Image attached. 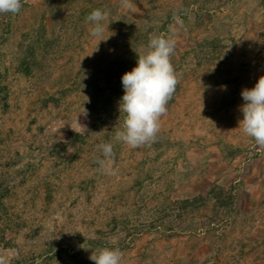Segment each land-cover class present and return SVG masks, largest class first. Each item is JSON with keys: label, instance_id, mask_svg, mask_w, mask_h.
<instances>
[{"label": "rangeland", "instance_id": "1", "mask_svg": "<svg viewBox=\"0 0 264 264\" xmlns=\"http://www.w3.org/2000/svg\"><path fill=\"white\" fill-rule=\"evenodd\" d=\"M22 1L32 8L13 21L0 51L6 264H94L89 257L102 248H119L122 264H264V147L239 128L241 92L264 76V0L224 5L211 20L198 15L205 11L195 0H133L131 10L120 0H54L53 14L45 0ZM150 7L156 10L143 18ZM94 9L108 13L101 42L86 21ZM37 18L53 42L29 74L18 62ZM133 25L144 27L136 36L148 41L142 55L153 37L176 40L171 61L179 83L150 147L116 141L121 99L101 108L100 120L88 108L114 63L107 49L116 41L119 57H127L116 30L128 36ZM106 142L114 146L116 175L97 163ZM221 191L228 211L216 221H209L211 202L194 219L176 217L184 199ZM162 216L164 225L157 224ZM151 222L159 228L145 231Z\"/></svg>", "mask_w": 264, "mask_h": 264}, {"label": "clouds", "instance_id": "2", "mask_svg": "<svg viewBox=\"0 0 264 264\" xmlns=\"http://www.w3.org/2000/svg\"><path fill=\"white\" fill-rule=\"evenodd\" d=\"M121 5L131 10L133 0H120ZM21 0H0V14L16 15L21 11ZM108 13L94 9L86 17L92 27L90 35L103 38L108 30ZM176 40L156 36L149 40L146 54L140 55L137 65L123 74L122 86L124 94L119 110L124 114L122 129L117 131L115 139L130 148L150 147L156 142L161 128V117L167 114V105L179 83L171 57L175 54ZM226 89V86H222ZM241 96L244 104L240 110L243 119L239 122L246 137L254 140L255 145L264 147V76H261L251 89H243ZM104 159L97 163L106 174L116 175L117 169L112 167L114 146L111 142L98 145ZM94 264H122L123 253L119 248H102L98 254L92 252L89 257ZM0 264H6L4 256L0 255Z\"/></svg>", "mask_w": 264, "mask_h": 264}, {"label": "trees", "instance_id": "3", "mask_svg": "<svg viewBox=\"0 0 264 264\" xmlns=\"http://www.w3.org/2000/svg\"><path fill=\"white\" fill-rule=\"evenodd\" d=\"M21 2H22V8L18 14L16 15L0 14V51H1V47L6 42L7 35L10 34L12 31V28L14 26L13 21L16 19V17L22 16L26 12V10L32 8L29 4L25 3L24 1L21 0ZM195 2L196 4H198L197 7L199 8L200 11H205V14L200 13L198 15L204 16V17L206 16L211 20L214 14L217 11H219L221 7L224 5H228L230 8L235 9L238 0H222L217 3L218 5L212 6V7L210 6L211 4L210 0H195ZM154 3H156V0L152 1V5ZM53 7H54V0H45V8L49 14L54 13L52 11ZM154 10H156L155 7H150L148 9H145L142 12V17L147 18L148 17L147 14L148 13L151 14V12ZM180 14L181 16H179V18L185 17V16L182 17L183 15L182 12ZM216 15L218 14L216 13ZM151 17L155 18V16H151ZM201 19L202 17L199 20ZM34 22L36 23V26L30 28L27 31V35L25 36L26 38L24 37L25 39H28V41L25 43L24 53L22 52L19 55V62H18V67L20 68V70H23V72H26L29 74H30L32 67L38 66L37 57L39 55L45 54L47 48L53 42V39L52 40L46 39V36H45L46 27H45L44 19L37 18L36 21ZM201 23L202 22H200V24ZM142 28L144 27L139 26L138 28V27H135L134 25L133 27L131 26L130 27L131 35H128V36L126 35V32L124 33L123 30L121 31V33L119 32V30H116L118 36L125 37V42H126V45H129L128 46L129 49H127V51H124L122 54H120L122 56L123 54L127 53V57L125 59H121L119 57L118 55L119 52L115 49V46L117 45L116 41L110 46V50L114 47L113 52L108 51L107 49V52H108L107 54L110 53V55L114 56V63H111L110 66L104 72L106 76V79H105L106 83L104 85H99V84L95 85L97 95H94V97L91 99L88 105L89 110L91 111L92 115L97 120L101 119V115H102L100 113L102 112L101 108H104L106 105L113 103L114 98L121 99L124 94V89L122 86L121 78L123 74L128 71L129 68L130 70H132L137 65V59L140 55H142L139 52L140 47L142 44H145L148 42L146 40L139 41L136 38L137 35L141 36L140 32L142 31ZM103 53L105 54V52ZM0 57H1V52H0ZM114 65L116 66V68L114 67ZM5 73H6V69L3 67V65L0 62V80L5 76ZM106 91H108L109 93L105 94ZM73 137L75 138V140H78L81 138V135L78 133H73ZM224 195H225L224 191H221L219 193L210 192L206 196L201 197L199 199H194L193 201L190 199H184V201H182V205L177 206L178 213L176 212L175 215L176 217H179L185 220L194 219L199 209L200 208L205 209L204 204H207V202L208 203L211 202V212L213 214L211 213L212 215H210L211 217L209 221L214 222L216 221L215 216L220 215V212L221 214H224L228 211V204H226V199L224 198L225 197ZM172 203L175 204L174 201H172ZM166 207L169 209L170 208L169 204ZM164 217L166 216H162V218H159V219L157 218L156 220L157 224L158 223L163 224ZM226 218L222 217V220H225ZM0 222H3L4 226L5 224L7 225L10 223V219L8 218V215L6 212L5 204L1 201V194H0ZM157 224L151 222L149 223L147 228H145L144 230L147 231L152 228L154 229L159 228ZM166 228H169V227H166ZM198 228H199L198 225H195L192 229H189V232H193L195 234L196 233L195 231L198 230ZM1 234H3V231H1ZM0 236H1L0 237V240H1L2 235ZM50 258H52L51 255H48L47 259H50ZM14 264H22V263L16 261L14 262Z\"/></svg>", "mask_w": 264, "mask_h": 264}]
</instances>
